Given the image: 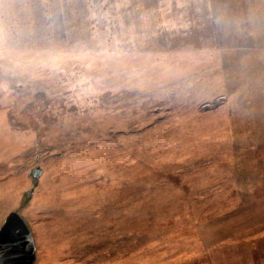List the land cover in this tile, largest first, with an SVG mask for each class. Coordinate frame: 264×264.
<instances>
[{"label": "rangeland", "instance_id": "1", "mask_svg": "<svg viewBox=\"0 0 264 264\" xmlns=\"http://www.w3.org/2000/svg\"><path fill=\"white\" fill-rule=\"evenodd\" d=\"M33 2L0 0V228L35 264H264V0Z\"/></svg>", "mask_w": 264, "mask_h": 264}, {"label": "water", "instance_id": "2", "mask_svg": "<svg viewBox=\"0 0 264 264\" xmlns=\"http://www.w3.org/2000/svg\"><path fill=\"white\" fill-rule=\"evenodd\" d=\"M37 247L29 222L10 213L0 228V264H35Z\"/></svg>", "mask_w": 264, "mask_h": 264}, {"label": "snow or ice", "instance_id": "3", "mask_svg": "<svg viewBox=\"0 0 264 264\" xmlns=\"http://www.w3.org/2000/svg\"><path fill=\"white\" fill-rule=\"evenodd\" d=\"M53 6V4L49 3V0H34L33 2V7L38 15L43 14L45 10Z\"/></svg>", "mask_w": 264, "mask_h": 264}, {"label": "crops", "instance_id": "4", "mask_svg": "<svg viewBox=\"0 0 264 264\" xmlns=\"http://www.w3.org/2000/svg\"><path fill=\"white\" fill-rule=\"evenodd\" d=\"M254 1H256V0H254ZM211 18H212V17H211ZM256 33H258V31H255L253 34L256 35Z\"/></svg>", "mask_w": 264, "mask_h": 264}]
</instances>
